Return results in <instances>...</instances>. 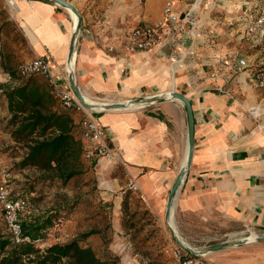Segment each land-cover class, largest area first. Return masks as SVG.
Masks as SVG:
<instances>
[{
    "label": "crops",
    "instance_id": "obj_1",
    "mask_svg": "<svg viewBox=\"0 0 264 264\" xmlns=\"http://www.w3.org/2000/svg\"><path fill=\"white\" fill-rule=\"evenodd\" d=\"M66 1L82 17L74 54L76 80L85 95L117 103L175 90L191 101L194 150L175 198L184 239L201 236L203 249L194 247L205 250L239 238L244 229L264 235V86L252 73L255 65L264 63V43L246 33L255 15L247 14L252 2L235 3V15L229 19L215 16L221 4H202L191 14L195 23H172L161 32L163 43L130 51L129 31L161 22L167 0ZM175 4L180 11L187 8L179 0ZM73 29L72 12L50 0H0V75H10L40 55L49 60L56 84L70 89L67 63ZM242 57L248 66L240 69ZM4 78L7 87L20 83ZM53 108L71 112L74 123L80 124L82 111L66 109L57 99ZM94 111L124 163L100 161L94 167L101 174V198L113 203L116 229L121 228V190L131 175L149 207L164 213L188 155L183 103L170 99ZM76 137L84 144L79 131ZM194 227L202 229L194 234ZM234 244L204 253V264H264V241L240 239Z\"/></svg>",
    "mask_w": 264,
    "mask_h": 264
},
{
    "label": "rangeland",
    "instance_id": "obj_2",
    "mask_svg": "<svg viewBox=\"0 0 264 264\" xmlns=\"http://www.w3.org/2000/svg\"><path fill=\"white\" fill-rule=\"evenodd\" d=\"M240 0H224L221 6H217L215 16L227 19L235 15V3ZM252 2L253 14L264 12V0H243ZM11 77L16 82L24 80L15 69L10 75H0V185L5 180L4 172L9 173L7 183L13 196H24L28 206L21 215L23 221L32 219L42 212L54 211L62 204L69 203L73 207L68 212L62 210L60 221L55 229L49 232L46 239H41L37 244L44 249L56 242H65L74 236L90 231L92 229H107L105 235L96 234L89 238V244L98 248L102 254L104 248L108 247L114 254L119 255L122 264H176V261L165 252L166 245L173 238L168 225L163 219L164 213L153 211L143 200L140 194H132L129 203V213L133 217L134 228L127 230L122 226L119 230L115 227L113 203L103 204L101 199L98 179L100 172L81 158L82 172L71 178L68 182H62L59 178L43 180L41 177L47 175L33 166H19L27 148L24 143L17 142L13 137L9 125L10 113L6 100L2 97L7 87L4 77ZM6 85L5 87H3ZM85 159V158H84ZM106 166V165H104ZM23 197V198H24ZM122 205V203H121ZM121 221L124 216L121 207ZM175 221L179 234L181 233L175 212ZM202 228L194 227L193 233ZM0 230H8L0 207ZM237 239L228 238L227 243H238L247 235L244 229L240 231ZM195 240L189 242L195 246H202L201 236H195ZM203 249V247H199ZM128 259H131L128 261Z\"/></svg>",
    "mask_w": 264,
    "mask_h": 264
},
{
    "label": "trees",
    "instance_id": "obj_3",
    "mask_svg": "<svg viewBox=\"0 0 264 264\" xmlns=\"http://www.w3.org/2000/svg\"><path fill=\"white\" fill-rule=\"evenodd\" d=\"M2 97L8 105L12 137L27 148L19 166L36 167L47 173L41 177L43 180L56 177L65 183L82 172L83 144L76 137L78 131L81 134V126L74 123L71 112L53 108L55 99H59L49 80L42 75H31L18 85L6 87ZM96 165L97 162H92V167ZM132 194L135 193L127 192L122 199L121 223L127 230L135 226L129 213ZM100 200L107 206L110 202ZM71 207L69 203L62 204L54 211L22 220L25 234L32 239H46L58 225L60 212H68ZM106 231L92 229L42 249L34 242L16 243L9 230H0V264H122L120 256L108 247L101 254L98 248L87 243L92 236L105 235Z\"/></svg>",
    "mask_w": 264,
    "mask_h": 264
},
{
    "label": "built area",
    "instance_id": "obj_4",
    "mask_svg": "<svg viewBox=\"0 0 264 264\" xmlns=\"http://www.w3.org/2000/svg\"><path fill=\"white\" fill-rule=\"evenodd\" d=\"M186 5L187 8L179 10L176 7L175 0H167L163 10V20L153 25H140L134 27L127 34V46L130 51L148 50L163 43L162 30L169 27L172 23H178L181 20L195 23L191 20L192 12L202 4L210 3L219 5L224 0H179ZM246 33L252 37H259L260 43H264V12L255 14L246 26ZM259 45V44H258ZM240 69L248 66L246 58L238 59ZM18 73L22 78L31 75H42L53 84V90L58 97L60 103L66 109H77L82 111L83 117L80 122L81 137L83 144V157L90 162L104 161L113 164L121 161V154L115 145L111 142L105 128L99 123L95 116V111L87 109L74 92L70 89L61 88L56 84L55 77L52 72L49 60L40 55L34 57L21 64ZM252 73L259 85L264 86V63L255 65ZM253 115H257V109H251ZM124 164V163H123ZM5 180L0 185V207L6 227L11 232L16 243L34 242L39 243L41 239H32L25 234L21 215L28 206V201L23 197H15L7 183L9 173L4 172ZM127 192L135 194L140 193V187L137 180L132 175L129 176L126 187L121 190L124 196ZM165 252L170 255L176 264H204V253H191L183 249L177 242L171 238L165 247Z\"/></svg>",
    "mask_w": 264,
    "mask_h": 264
},
{
    "label": "water",
    "instance_id": "obj_5",
    "mask_svg": "<svg viewBox=\"0 0 264 264\" xmlns=\"http://www.w3.org/2000/svg\"><path fill=\"white\" fill-rule=\"evenodd\" d=\"M52 2H55L61 6L67 7L71 9L73 13L77 16V24L75 27V30L73 32L72 38H71V43H70V50H69V61L73 58L74 52H75V45L77 41V37L79 34L80 26H81V14L78 10V8L71 2L66 1V0H50ZM67 79L70 84L71 90L74 92L76 97L80 100V102L87 108V109H92V110H98V111H105V110H110V109H124V108H132V107H146L149 105H153L156 103H161L170 99H177L183 103V105L186 108L187 111V116H188V123H189V146H188V155L186 162L180 172L177 175V178L171 187V190L168 195L167 199V205H166V217L170 216L171 209L173 207V203L175 202V198L177 195V192L183 182V179L187 173L188 167L191 163L192 155H193V150H194V133H195V116H194V111L193 107L191 104L190 99L183 93H180L175 90L167 91L164 93H158L155 95L151 96H140L136 97L133 99H128L127 101L124 102H101L99 105H92L91 103H88L85 99V96L79 87V84L77 83L76 76L74 71H67ZM169 230L170 233L173 237V239L177 242L179 246H181L183 249L190 251L191 253H207L211 251H216L223 249L228 246H235L238 244L234 243H221L217 244L211 247L206 248L205 250H199L196 249L195 247L191 245L185 244L177 235L175 232V229L173 226L169 225ZM255 241H264V235H251L248 239H246V242H255Z\"/></svg>",
    "mask_w": 264,
    "mask_h": 264
},
{
    "label": "bare ground",
    "instance_id": "obj_6",
    "mask_svg": "<svg viewBox=\"0 0 264 264\" xmlns=\"http://www.w3.org/2000/svg\"><path fill=\"white\" fill-rule=\"evenodd\" d=\"M69 9V8H68ZM70 11H71V9H69ZM72 12V11H71ZM72 14H73V16H74V29H73V32H74V30H75V27H76V24H77V20H78V18H77V16L75 15V13H73L72 12ZM74 71V73H75V54L73 55V58L71 59V61H68V63H67V71ZM84 94V93H83ZM84 96H85V99H86V101L88 102V103H91L92 105H99L101 102L100 101H98V100H95V99H93V98H91V97H89V96H87V95H85L84 94ZM100 100V99H99ZM134 108V107H133ZM187 159V158H186ZM185 162H186V160H185ZM175 211H176V202H174L173 203V207H172V209H171V213H170V216L169 217H166V214H165V221H166V224L169 226V225H171V226H173V228L175 229V232L177 233V235L179 236V238L185 243V244H187V245H191V246H193L188 240H186V239H184V237L182 236V235H180L179 234V231H178V227H177V224H176V221H175ZM165 213H166V211H165ZM231 235H233V233L231 234ZM251 235H256V234H254V233H252V234H250V235H248L245 239H248ZM235 235H233V237H234ZM194 247V246H193Z\"/></svg>",
    "mask_w": 264,
    "mask_h": 264
}]
</instances>
